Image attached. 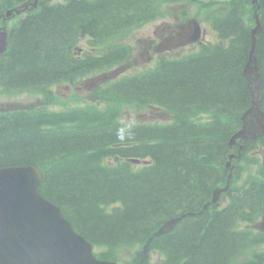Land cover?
Listing matches in <instances>:
<instances>
[{"label": "trees", "instance_id": "trees-1", "mask_svg": "<svg viewBox=\"0 0 264 264\" xmlns=\"http://www.w3.org/2000/svg\"><path fill=\"white\" fill-rule=\"evenodd\" d=\"M3 1L1 7H8ZM173 4L197 7L216 39L180 58H161L148 73L110 83L96 92L102 109L67 108L51 87L123 62L120 41L134 29L171 14ZM181 7L186 26L189 11ZM257 15L261 34L255 57L264 111V0H67L42 4L10 31L0 55V93L42 96L38 109L0 114V168L33 165L42 171L40 195L57 206L95 256L119 264H234L257 240L237 230L239 209L264 207V166L250 180L255 189L222 211L201 212L223 185L228 142L250 107L243 68ZM80 34L96 53L75 54ZM72 102H78L73 96ZM61 106L60 112L49 111ZM159 110L163 122H123V108ZM155 111V112H156ZM208 116L209 121H200ZM264 143V141H263ZM245 155L248 152L244 148ZM140 162L136 165L128 160ZM251 160V158H245ZM236 163V162H235ZM190 214V215H188ZM169 233L152 238L166 221ZM150 252H158L159 261Z\"/></svg>", "mask_w": 264, "mask_h": 264}, {"label": "water", "instance_id": "water-1", "mask_svg": "<svg viewBox=\"0 0 264 264\" xmlns=\"http://www.w3.org/2000/svg\"><path fill=\"white\" fill-rule=\"evenodd\" d=\"M256 3L257 0H252L253 5ZM192 24L190 42H195L199 40L201 31L195 21ZM260 33L259 19L255 17L248 58L242 71L250 91L251 107L242 117V128L231 137L230 146L237 139L264 135V113L259 106L260 82L255 57ZM6 48L7 33L0 30V55ZM41 180L42 173L35 166L0 168V264H117L95 258L92 245L73 230L58 207L40 195ZM227 189V186L215 189L210 203L205 204L202 210L216 202L219 194ZM185 216L165 222L152 237L167 234Z\"/></svg>", "mask_w": 264, "mask_h": 264}, {"label": "rangeland", "instance_id": "rangeland-1", "mask_svg": "<svg viewBox=\"0 0 264 264\" xmlns=\"http://www.w3.org/2000/svg\"><path fill=\"white\" fill-rule=\"evenodd\" d=\"M66 0H53L52 3H64ZM171 6V15L166 19H158L154 22H149L137 30L132 31L127 37L120 42L124 43L129 48L127 59L120 65L98 72L94 75L87 76L80 81H77L76 86L69 87L67 84L55 85L51 90L63 100L67 101V108L81 107L94 103L97 108L104 107L103 103H99L96 98V92L100 87H105L109 83L120 80L128 76L136 75L140 72L150 71L155 68L160 58H180L191 55L199 51L200 44L184 43V40L175 38L172 42H167V32L174 29L176 14H172L176 7ZM186 7V6H185ZM189 15H195L197 12L196 6L188 8ZM197 15V14H196ZM193 18V17H192ZM195 19V18H194ZM198 22L205 32V40L214 41L216 36L208 26V23L202 19V15L198 18ZM10 25V24H9ZM186 30L184 31V35ZM88 39L82 37L77 45L80 52H97L89 48ZM182 41V43H180ZM167 43V44H166ZM151 45V48H150ZM0 112L13 111L18 109H38L42 106V96L33 93H18L7 94L0 93ZM75 96L78 102H72V97ZM100 104V105H99ZM61 106H50L48 110L60 112ZM161 112L150 113L149 111H136L132 108H123L122 121H132L139 123H161ZM207 117H201V120H206ZM260 161H264V151L256 154ZM245 175L242 177V180ZM242 228V226H241ZM151 260L159 261L161 256L158 252L149 253Z\"/></svg>", "mask_w": 264, "mask_h": 264}, {"label": "flooded vegetation", "instance_id": "flooded-vegetation-1", "mask_svg": "<svg viewBox=\"0 0 264 264\" xmlns=\"http://www.w3.org/2000/svg\"><path fill=\"white\" fill-rule=\"evenodd\" d=\"M1 1L0 0V27H2L3 25H6L7 22L10 23H15L17 20H22L25 16H27L29 13L33 12L34 10L38 9L39 6V1L38 0H20L21 2L18 3L17 0H11L10 5H13V7H11V9L13 11H17V7L19 9V14H17L15 16H7V12L11 11V9H5L2 10L1 7ZM43 2V1H41ZM8 26V24L6 25ZM8 29V27H6ZM12 27H9V30H11ZM257 211H259V208H257ZM261 211H264V209H262ZM246 227H248V225H246ZM253 229H256L255 225L251 226ZM258 230V229H256ZM259 231V230H258ZM264 236V232H261ZM262 238V237H261ZM264 239V237L262 238ZM252 264H256V262H252Z\"/></svg>", "mask_w": 264, "mask_h": 264}]
</instances>
